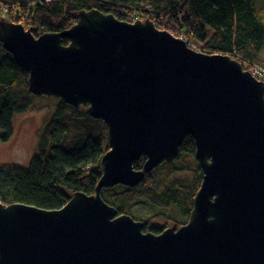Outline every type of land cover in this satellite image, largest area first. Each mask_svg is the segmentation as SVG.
<instances>
[{"label": "water", "instance_id": "1", "mask_svg": "<svg viewBox=\"0 0 264 264\" xmlns=\"http://www.w3.org/2000/svg\"><path fill=\"white\" fill-rule=\"evenodd\" d=\"M77 19L37 38L0 21V43L29 74L30 92L87 106L110 148L94 195L75 193L53 211L0 202V264H264V82L149 20L97 10ZM187 137L204 176L185 225L145 233L104 201L103 189L135 188L173 163Z\"/></svg>", "mask_w": 264, "mask_h": 264}, {"label": "trees", "instance_id": "2", "mask_svg": "<svg viewBox=\"0 0 264 264\" xmlns=\"http://www.w3.org/2000/svg\"><path fill=\"white\" fill-rule=\"evenodd\" d=\"M92 10L128 23L149 20L162 31L186 37L201 53L232 57L245 70L253 65L264 67L258 60L264 50V0H0V12L10 14L14 23L22 24L36 38L69 30L77 23L78 13ZM69 43L63 40L65 46ZM28 79L29 74L0 43L1 143L13 139L15 116L39 107L43 100L44 96L30 92ZM107 136L103 120L58 100L30 167H0V202L53 211L62 209L75 193L94 195L103 172L102 158L110 149ZM195 153V140L187 137L173 163L164 162L135 188L103 189L102 197L119 215L133 218L134 206L147 202L165 213H176L182 221H174L183 226L204 176ZM146 160L135 162V170H142ZM176 171L193 173L195 180L170 183L169 176ZM162 209L161 216H167ZM144 230L156 235L163 232L148 223Z\"/></svg>", "mask_w": 264, "mask_h": 264}, {"label": "rangeland", "instance_id": "3", "mask_svg": "<svg viewBox=\"0 0 264 264\" xmlns=\"http://www.w3.org/2000/svg\"><path fill=\"white\" fill-rule=\"evenodd\" d=\"M0 21L14 23L10 14L8 15L5 12H0ZM76 24L77 23L74 25ZM177 38L185 41L191 49L200 52L186 37L181 36ZM258 60L264 64V50L258 56ZM57 101L58 99L54 97L44 96L42 102L38 105L39 107H34L26 114L15 116V132L13 139L6 144L0 142V167H17L24 170L30 167L32 159L38 154V146L45 123L54 113ZM81 109L87 111L88 107L83 106ZM194 180V174L185 171H176L169 176L170 183H192ZM73 195H71V197H73ZM160 209H162V207L152 206L147 202H139L134 206V213L136 214V219L144 225L148 223L149 226L159 227L163 230L168 227L179 228L173 218L180 220V217L176 213H165L163 209L161 213H165L167 216H161ZM135 217L133 216V218Z\"/></svg>", "mask_w": 264, "mask_h": 264}, {"label": "built area", "instance_id": "4", "mask_svg": "<svg viewBox=\"0 0 264 264\" xmlns=\"http://www.w3.org/2000/svg\"><path fill=\"white\" fill-rule=\"evenodd\" d=\"M254 78L264 82V67L261 65H253L248 70L246 69Z\"/></svg>", "mask_w": 264, "mask_h": 264}]
</instances>
